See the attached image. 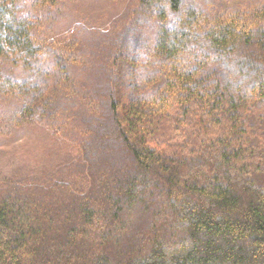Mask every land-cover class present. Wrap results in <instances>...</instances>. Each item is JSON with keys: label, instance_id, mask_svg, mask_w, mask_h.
I'll use <instances>...</instances> for the list:
<instances>
[{"label": "trees", "instance_id": "1", "mask_svg": "<svg viewBox=\"0 0 264 264\" xmlns=\"http://www.w3.org/2000/svg\"><path fill=\"white\" fill-rule=\"evenodd\" d=\"M47 30L0 0V96L76 146L90 186L0 184V264H264V0Z\"/></svg>", "mask_w": 264, "mask_h": 264}, {"label": "rangeland", "instance_id": "2", "mask_svg": "<svg viewBox=\"0 0 264 264\" xmlns=\"http://www.w3.org/2000/svg\"><path fill=\"white\" fill-rule=\"evenodd\" d=\"M36 0H14L20 16H37L49 36L63 40L75 24L108 29L130 0H78L68 7H35ZM23 101L0 96V184L25 180L65 179L74 191H87L90 181L78 170V149L48 127L18 117Z\"/></svg>", "mask_w": 264, "mask_h": 264}]
</instances>
